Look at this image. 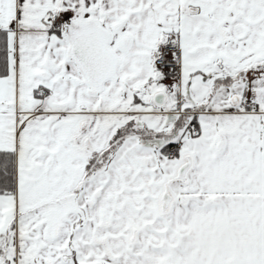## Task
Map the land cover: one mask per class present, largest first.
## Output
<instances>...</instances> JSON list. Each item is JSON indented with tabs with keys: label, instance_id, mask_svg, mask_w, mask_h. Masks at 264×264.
<instances>
[{
	"label": "snow or ice",
	"instance_id": "snow-or-ice-1",
	"mask_svg": "<svg viewBox=\"0 0 264 264\" xmlns=\"http://www.w3.org/2000/svg\"><path fill=\"white\" fill-rule=\"evenodd\" d=\"M0 264H264V0H0Z\"/></svg>",
	"mask_w": 264,
	"mask_h": 264
}]
</instances>
